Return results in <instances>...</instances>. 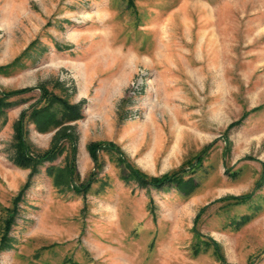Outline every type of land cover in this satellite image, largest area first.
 <instances>
[{
    "label": "rangeland",
    "instance_id": "374dc122",
    "mask_svg": "<svg viewBox=\"0 0 264 264\" xmlns=\"http://www.w3.org/2000/svg\"><path fill=\"white\" fill-rule=\"evenodd\" d=\"M43 88L80 105L63 126L84 194L48 174L72 154L31 118ZM2 91L0 264H222L213 242L224 264H264V0H0ZM19 127L33 153L62 152L20 166ZM90 142L196 186L124 182Z\"/></svg>",
    "mask_w": 264,
    "mask_h": 264
},
{
    "label": "trees",
    "instance_id": "16d2710c",
    "mask_svg": "<svg viewBox=\"0 0 264 264\" xmlns=\"http://www.w3.org/2000/svg\"><path fill=\"white\" fill-rule=\"evenodd\" d=\"M17 93V92H14ZM42 99L44 104L40 107L35 108L31 112V118L33 122L37 125L41 131H47L54 128H59L56 137L57 139H65L67 138L70 142L69 146L71 148V156L66 159V162L63 166L50 165L47 167L48 174L51 176L53 185L55 187H62L61 191L64 190V187H72V190L79 193L84 194L86 192L91 183L94 180V175L91 173L87 180L79 184L75 178H77V173L75 170L74 164V142L73 138L69 137V133L67 132L68 127H64L63 125L75 121L81 117L80 105L79 104H70L63 97L57 96L43 88L42 89ZM11 94L7 91L0 92V104L8 103L6 99ZM16 144L14 146L16 150V162L22 167H28L32 171L36 170L38 164L43 161L52 160L57 153L62 152L63 148L58 146L59 142H53L52 147L43 153H33L29 150L28 145L23 141L21 127L16 129L15 135ZM61 145V142H60ZM88 150L95 162L97 164L98 161V152L100 150L113 151L117 154V165L120 168V178L124 182L134 181L140 186L159 188L167 185H175L181 192L184 194L190 193L192 189L196 186L192 179H184L180 176V173L184 170L174 171L171 173H164L160 176H149L144 172L140 171L135 167L123 154L120 148L114 144L113 142H90L88 144ZM76 176V177H75ZM79 184V185H78ZM249 195L234 197L235 199H240L244 201V199L248 198ZM10 213L11 210L9 209ZM9 215V214H8ZM11 216V213H10ZM9 219L4 221V234L3 238L9 229ZM1 239V240H2ZM214 252L217 254V257L221 260V263L224 264V260L220 253L219 247L213 242Z\"/></svg>",
    "mask_w": 264,
    "mask_h": 264
},
{
    "label": "crops",
    "instance_id": "0c3cea01",
    "mask_svg": "<svg viewBox=\"0 0 264 264\" xmlns=\"http://www.w3.org/2000/svg\"><path fill=\"white\" fill-rule=\"evenodd\" d=\"M102 119H103V121H104V123L109 127L110 126V124H112V119L108 116V117H106V116H104V117H102ZM133 127V124H129V123H127V124H124V126H123V130H122V132H121V138H124V137H126L130 132H131V128Z\"/></svg>",
    "mask_w": 264,
    "mask_h": 264
}]
</instances>
